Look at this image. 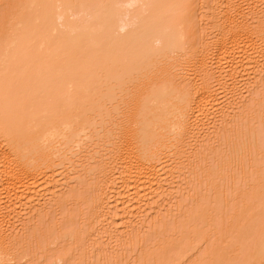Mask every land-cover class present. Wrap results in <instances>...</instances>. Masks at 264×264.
Instances as JSON below:
<instances>
[{"label": "bare ground", "instance_id": "bare-ground-1", "mask_svg": "<svg viewBox=\"0 0 264 264\" xmlns=\"http://www.w3.org/2000/svg\"><path fill=\"white\" fill-rule=\"evenodd\" d=\"M85 1H88V3L99 1L97 15L96 11L93 13L94 11L92 12V9H90L92 4L89 3L90 6ZM98 1L32 0L30 3L25 4L16 15V31L15 35L13 34L12 41L7 40L10 43L6 44L5 42V48L3 46L5 44H1L4 50L2 48L0 52V151L4 150L3 153L6 154L7 158L3 164H0V178L3 179V181L1 179L3 183L0 181L3 188L0 189V198L2 196L1 199H3L6 194L10 196V189L14 191L15 194L12 193L13 191L11 192L14 195H20L24 191H28L25 192L28 195L31 192L32 195L35 191V196L37 192L40 193V189L41 191L45 188L47 190L52 187L55 189L54 181L56 182V175L59 172L55 174L56 170L52 169L53 156L55 157V155L51 151H53L52 148L56 146L57 141L65 139L66 141L63 142H66V145L63 146L71 147L74 145H67L68 139L72 142L77 139L75 143L78 146L83 145L87 140L90 141V126H95L96 123L93 119H90V121L95 124L93 122L88 123L87 118L89 117L87 115L97 113L95 116L100 115V118H95L100 120L102 113L106 110L105 107L107 108L105 105L110 104L112 107L115 99L116 101L119 99L116 97H120L121 94H124L123 99H131L130 91L135 92L136 89L141 88H136L135 83L140 85L146 80L147 87H144L145 83L142 84V88L145 90L143 91L141 88L142 92H138V94L136 92V97L133 95L135 98L131 99L132 105L129 106L131 108L128 109V105H125L128 109L126 113L129 115H123H126V118L130 116L129 119H126L128 123L124 122L126 126H123L122 123V129L118 127L114 132L116 138L114 136L113 140L108 142L111 149L107 146L110 151V156L106 159L107 167L98 176L101 183L99 189L101 194L98 201L100 211L98 215L99 228L100 225L104 227L108 223L107 216L101 215V213L104 214V211L101 212L103 209L107 210L104 208L107 204L110 207L107 208L110 210L113 208L112 212L116 213L117 219L122 220L121 223H127L129 219H133V221L131 220L132 223L130 220L128 223L135 224L140 211L139 207L141 205L139 204L144 201L143 198L146 197L147 199L148 194H151L152 197V192H149L153 189L152 187L155 188L157 185L164 184L162 177L157 173L156 163H159L162 155L169 153L171 151L169 148L172 147L173 150H176H174L175 152L178 151V158H180L182 154H179V151H182L185 143L183 140L193 132L190 129L195 124L194 121H197L198 118L206 120L209 117L210 111L208 109L214 107H210L214 94V88L211 87L217 81L222 83L229 78L233 82V92L236 88V92H239L238 87L242 83L239 84V80H237V74L240 72L237 73V70L238 68L241 70V66L238 65L239 67H237L236 64L233 65V62L237 63V59L244 55L241 53L247 49L243 48L245 46H241L242 43L244 45H246L245 43H255V36L257 35L253 34L254 29L250 27L251 20L249 18L250 13L252 14L253 11L251 12V8H249V10L251 9L250 12L247 11L248 8L246 9L248 6L253 7L252 5H256L254 2V4H250L253 0H212L211 2H207V0ZM234 1L239 3H234ZM208 3L209 12H215L214 14H216V25L218 27V40L214 46L216 50L214 59L212 55H210L212 57L210 58L208 57L209 54L205 55L204 51L198 50L194 44H191L192 48H196L194 52H190L191 48L188 47L192 33L195 30L192 21L197 18V12ZM86 4L89 5V11L86 14L88 21L84 16L82 22H79L80 15L86 13L84 11L87 8V6L84 7ZM96 7L98 6L96 5ZM259 9L261 10V8ZM91 12L93 15L95 14L94 17L93 15L90 17ZM259 13L255 12L254 15ZM255 17L252 16L251 19ZM75 18L78 22L74 20ZM31 22L36 27H32L34 24ZM185 22L186 26H184ZM29 24L32 29H35L26 30ZM262 26L264 27V25ZM62 27L63 30H61ZM249 47L251 48V46ZM180 53L185 56L188 53H193L190 54L191 57L187 58V60L189 59L187 61L189 66L186 63L185 65L189 68L194 67L195 71H192L191 68V73L194 76L189 75L183 81L176 80L172 82L177 73L181 71V68H177L178 65L176 66L173 62L176 59L172 56ZM208 53L211 54L210 51ZM182 54H180V57L184 58L185 56ZM246 58L247 63L252 62L250 55H247L245 60ZM197 61L199 63L194 65V62ZM187 66L186 69L182 67L183 72H190ZM225 67L228 71L223 70ZM234 68H237V70H234ZM246 68L244 66L242 70ZM256 70L250 71L259 74L255 72ZM250 71L248 70V72ZM258 71L260 72L259 69ZM133 79L135 83L132 86ZM136 79L138 81L143 80V82H137ZM261 84H264V79ZM126 85L131 86L130 88L135 87V90L133 88L129 90V87H127L128 90L125 89ZM173 86H176L177 89H174ZM237 96L239 97V94ZM106 99L108 104L104 103V100L107 103ZM120 99L122 100L121 97ZM242 99L240 97L241 101ZM235 101H237L236 98ZM102 103L105 104L104 107ZM239 103L242 105L241 102ZM239 103H234L233 107L229 105V112L224 113L227 115L222 114V118L219 116L220 126L217 125L218 128H213L219 130V133L215 130L218 134L217 137H221L220 133L226 134L234 130L232 124L238 120L240 112L243 111H239L235 107L236 105L240 106ZM242 106L244 107V105ZM102 107L103 110H101ZM241 109L243 108L241 107ZM99 122V124L102 123L101 120ZM101 125L104 127L103 124ZM97 126L98 124L93 127L94 131ZM203 126L202 132L199 129H193L201 134L204 130ZM112 128L114 127H111V131ZM122 130L123 132H121ZM207 130L209 129L207 128ZM117 131L120 133L117 134ZM91 134L93 133L91 132ZM203 137L205 136L203 135ZM242 144L247 145L248 143ZM242 144L240 147H242ZM244 149L246 147L243 146L241 151H244ZM213 151L216 150L213 149ZM216 152H218V149ZM168 156L170 157V155ZM210 156L212 157V155ZM182 171L170 170L173 173L171 175L176 174V176L179 175L177 173L181 174ZM164 172H167V170ZM183 173L179 176V179L183 177ZM163 175L166 176L167 174ZM184 178L182 179L184 180ZM164 180L165 178H163ZM118 185H121L122 190L120 189V191L117 188L118 192H113L117 191L116 187ZM111 190L112 193H115V195L117 193V195L114 198L112 197L113 201L109 204L111 201L108 203L109 199L107 198H110L109 192L111 193ZM12 194L11 196H13ZM28 195L26 196L28 197ZM8 196L7 198H9ZM21 196L23 197V195ZM35 196L28 198L33 199ZM36 198V201L42 199L37 200ZM44 199L49 198L45 197ZM155 202L157 201L155 200ZM256 202L253 203L256 204ZM34 203L37 204V202ZM259 203L253 207L255 208L253 211L257 215L262 210L264 211V204ZM29 205L32 206L33 204L30 202ZM5 206L6 208L7 206H10V209L13 208L10 203ZM30 206H25L22 209ZM219 206L217 207L218 211L225 209V206H220L222 209ZM226 207L230 211L233 205L226 204ZM5 210L3 209L4 212ZM7 211H9V208ZM7 211L5 215H7ZM1 212L2 210L0 211V264H8L13 261L11 259L13 257L12 250L10 251L11 245H7L10 238L5 239L8 234L5 232L7 231L8 222L11 221L12 213L9 212L8 215L10 216H7V218ZM5 218L7 219L6 222ZM122 226L120 227L123 228L124 226ZM262 229L264 230V227ZM193 231L194 228L191 224H185L183 229L180 228L177 232L172 233V236L165 238L167 241H170L171 237L176 241H183L184 238L189 240L193 235L192 233L195 232ZM201 231L204 232V229L201 228L199 232L202 233ZM171 232L173 231L171 230ZM260 234L261 242L257 247L254 246L252 237H249L247 253L243 256H239V252L234 254L236 256L235 263L253 264L255 259L264 261V231ZM186 246L185 244L184 248ZM236 251H239L238 248ZM196 253V256L200 255H198L199 252ZM206 253L203 257L204 260H208L209 257V253ZM195 255L193 256L195 257ZM219 258L221 257L216 259L217 264ZM186 261L182 258L179 264H185ZM169 263L171 264V262ZM224 264L232 263L225 262Z\"/></svg>", "mask_w": 264, "mask_h": 264}, {"label": "rangeland", "instance_id": "rangeland-1", "mask_svg": "<svg viewBox=\"0 0 264 264\" xmlns=\"http://www.w3.org/2000/svg\"><path fill=\"white\" fill-rule=\"evenodd\" d=\"M31 1L32 0H0V52L3 48L1 44H5V42L9 44L10 42L8 43L7 40L12 41L15 35L16 15L18 11ZM208 1L211 2L212 0H207V2ZM98 2H89L92 4L90 9H92V12L94 11L93 13L96 11V15L98 14L97 10L99 8ZM235 2L236 1H234V3ZM253 2L256 4L255 6L252 5ZM85 3H88V1H85ZM250 4L253 7H246V9L248 8L247 11L250 12L252 9L251 12L260 13L254 15L252 12L253 15L250 13L249 18L251 20V25H249L254 29L253 34L257 35L255 36V43H245L246 45L242 43L241 45L245 46L243 47L244 49L247 48L243 51L244 53L242 52L241 54L245 55L247 52L246 56L250 55L252 62L247 63V58L245 60L246 56L244 55H241V58H238L239 60L237 59V63L233 62V65L236 64L237 67L241 66V70H239V68L238 70L234 68V70H237V73L240 71L239 74H237L239 84L242 83V85L238 87L239 92H236L237 88L235 92H233V82H231L229 78L222 83L217 81L215 85L211 87L212 89L214 88V94L210 107H214L208 109L210 111L209 117L206 120L198 118L197 121H194L195 124H193V127H191L192 130L190 129V131H193L195 135L193 132H189L191 133L188 136L189 138L187 137L183 140L185 143L182 151H179V154H182L180 158H178V151L175 152L176 150L174 149V151L172 147L169 148L172 153L169 151V153L166 154L167 156L162 155L161 161L159 160V163H156L157 173L162 177L160 178L165 185L161 184L159 186L157 185V187L155 186V188L152 187L153 189L151 190L153 191L150 190L149 192H152L154 196L152 195L151 197V194H148V200L146 197L145 199L143 198L144 201L139 204L142 207L138 205L140 210H137L139 211L138 215L137 212L135 213L138 221L136 219L133 225L128 223L129 220L131 222L133 219H129L127 223H121L122 220L119 218L117 219L116 213L112 212L113 208L110 210L107 204L104 207L107 210L103 209L101 212L104 211V214L101 213V215L107 216L108 223H106V226L103 227L100 225L98 228V215L100 214L98 201L101 194L99 191L101 183L98 180V176L100 172L107 167L106 159L110 156L109 149H111V145L109 146L108 142L113 140L116 135L114 132L118 127L122 129V123L123 126H126L128 123L126 119H129L130 116L126 118V115L123 114L129 115L126 111L131 108L129 107L132 105L131 99H134L138 92H142L143 83H145L144 87H147L146 80L143 82V80L138 81L136 79L137 82H143L139 85V83L136 84L133 79L132 86L135 83L136 88H142H140L141 91H139L140 89H136L137 91L135 92L130 91L131 96L134 95L135 97L130 96L131 99H123L122 96H124V94H121L120 97L122 100L117 96L116 98L119 99H117V101L115 99V103H112V107L110 104V106L105 105L108 104L107 99V103L105 100V104L102 103L103 107L104 105L107 106V108L105 107L107 111L104 109L105 112H103L105 115L101 112L102 115L100 120L104 127L99 124L100 120L96 119L100 118L99 114L98 117L95 116L97 113H91L89 114L90 116L87 115V117H89L87 118L88 123L90 122L91 124L94 121L96 123L93 122L95 126L98 124L95 131L93 129L95 126H90L92 130H90L91 142L87 140V142L85 141L84 143L85 145L78 146V144L75 143L77 139H75V141L73 140L74 142H72V140L68 141L70 140L68 139L67 145L73 144L76 146L74 148V146H63L64 144L66 145V142H63L66 140L61 139L57 141L56 146L54 145L56 148L53 147V151H51L52 154L55 155V157L53 156L54 164H52V169L56 170H54L55 174L59 172L56 175V182L54 181L55 185L53 184L55 189H53V187L48 188V190L45 188V190L42 191L40 189V193H36L37 195H41L40 197L39 195L35 196V191H33L32 195L31 192H29L30 196L26 194L28 191L21 192L22 194L20 193V195L16 194V196L12 189H10L11 191L9 190L10 192L8 191L10 196L6 194L5 197L3 196V199H1V196L0 200L2 204L0 202V208L5 210L6 206L4 207V205H7V203H10L13 207L10 209V206H7L5 212L3 209H0V211L2 210L1 213L5 215L9 208L7 215L4 217L10 216L8 215L9 212L12 213V217H10L11 221L9 219L10 222L7 221L9 224H7L8 227L5 233L8 234H5V239H7V237L10 238V242L7 241V245H11L12 247L9 249L10 251L12 250V253H10L13 257L11 259H13L14 262L12 261L8 264H170L169 262H171V264H179L182 258L187 260L185 264H217V257H221L217 261L218 264H224L225 262L237 264L234 262L236 258L234 254L239 252L240 254L238 255L243 256L247 253L249 237H252L254 246H258L259 242H261L260 232L263 233L264 231L262 229L264 227V211L262 210L257 215L253 211L255 209L253 207L259 202V204H264V84H261V81L264 79V27L262 26L264 25V0H253ZM89 5L86 4L84 6H87L86 9L88 10L84 9L86 13L80 15L78 18L79 22H82L84 16L86 21H88L86 14H88ZM96 5L98 7H96ZM208 7L209 3L197 12V18L192 21L195 25V30L192 33V38H190L188 47L191 48L190 52H194V50L198 48V50L204 51L205 55L209 54L208 57L212 58L210 56L212 55L214 59V53L216 54L214 46L218 40V27L216 25V14H214L215 12H209ZM249 8L251 9L249 10ZM259 8H261V10ZM93 13L89 14L90 17H92L91 15H93ZM252 16L256 17L251 19ZM71 20L73 21V19ZM74 20L77 21V18ZM72 21L70 22L72 23ZM186 22L188 24V19ZM186 22L184 26H186ZM32 27H36L35 24ZM27 29L31 31L35 28L32 29L29 24L26 30ZM61 30H63V27ZM6 44L3 45L4 48ZM191 44H194L196 48H192L193 46H191ZM249 46H251V48ZM4 48L2 50H4ZM209 51L211 54L208 53ZM180 54L172 56L173 58L175 57L176 61L178 60L177 62L173 61L176 66L178 65L177 68H181V71L177 73L172 82L176 80L183 81L189 75L194 76V74L191 73L195 71L194 67L189 68L187 63L189 60H187V58L191 57L193 53H190L191 55L188 53L186 57L184 52V54H182L185 56L184 58H181ZM170 62L172 63V60ZM185 63L188 66L185 65ZM198 63L199 61L194 62V65ZM243 65L245 68L247 65L248 66L246 69L242 70V68H244ZM186 66L189 68L188 70H190L188 73L182 70V67L186 69ZM159 67H161V65H159ZM255 69H257L255 72L259 74L250 71H254ZM223 70L228 71L226 67L223 68ZM248 70L250 72H248ZM196 72L194 73L197 74ZM127 85L124 87L125 89L129 87ZM135 87H132L133 90H135ZM173 87L177 89L176 86ZM132 88L129 90H132ZM144 90L145 89H143V91ZM252 90L254 91L252 92ZM235 94H239V97ZM240 97L243 98L242 101ZM235 98L237 101H235ZM236 102H241L244 107L240 103L238 104L240 106H235L239 111H243L240 112L238 120L232 124L234 130L226 134L220 133L221 137L218 136V138L216 135H218L217 133H219V130L213 128H218V126H220L219 116L222 118L223 115H227L224 113H226V111L229 112V105L233 107ZM109 103H111V101H109ZM125 105H128V109ZM103 107L100 109L103 110ZM241 107L243 109H241ZM85 118L84 116V119ZM90 119H93V121H90ZM124 122H126V124ZM202 126L204 134L197 133L195 129L201 130ZM111 127L115 129L112 128L111 131ZM206 127L209 130H207ZM91 132L93 134H91ZM121 132H123V130ZM116 133L119 134L120 132L118 133L117 131ZM202 134L205 137H203ZM194 140L198 143L195 144L196 142ZM244 140L246 144L248 143L249 145L242 144L245 143ZM241 144L242 147H240ZM243 146L246 147V149H244L245 152L241 151ZM212 148L216 151L218 149V152L213 151ZM55 149L57 150L55 151ZM3 151L4 150L0 151V164H3L7 158ZM209 154L212 155V157ZM168 155H170V157ZM169 169L171 171L183 170L184 173L183 171L182 173L184 175L182 178L185 177L184 180L182 178H180L181 180L179 179L182 173H177L179 175L176 176L175 172V175H171L173 173H171ZM165 170H167V172H164ZM162 173L167 175L165 176ZM173 176L174 178L176 177L177 180L174 179ZM163 178L167 181H163ZM1 179L2 177L0 181ZM1 185L0 183V189L2 190L3 188ZM118 186L116 189L118 188L120 190L121 185ZM116 189L114 188V190ZM118 189L113 192H118ZM229 191L232 192L233 195L230 194ZM228 193L230 196H228ZM11 194L14 197L11 196ZM109 194L111 196L109 195L110 198L107 199H109L108 203L111 201L109 203L111 204L113 201L112 199L117 193L115 195L111 190ZM21 195H23V197ZM26 195L30 198L34 195L37 197V200L40 198L42 199L38 200V204L35 197L30 199ZM7 196L9 198H7ZM227 196L230 197V199H228ZM15 197L17 199L18 197L19 199L22 198L21 200H15ZM45 197L49 199L46 200L44 199ZM29 200L31 204H33L32 206L29 205ZM155 200L157 202H155ZM34 202H37L38 205ZM48 202L52 204L50 207ZM253 202H256V204ZM224 203L233 205L232 209L228 211ZM221 204L225 206L226 211L225 209L223 211L217 210L219 205L222 206ZM25 206L30 207L22 209ZM220 209L222 208L220 207ZM6 220L5 218V222ZM185 224H191L194 228L195 232L193 231L194 233H192L191 239L187 240L184 238L183 241H176L171 237L170 241L166 240V238L172 236V233L175 231L177 232L180 228L183 229ZM9 225L10 231L8 232ZM200 227L202 230L204 229V232H199L201 230ZM171 230L173 232H171ZM200 236L204 238L201 239ZM185 244L187 246L184 248ZM237 248L239 251H236ZM196 252H199L198 255H200L196 256ZM206 252L209 253L208 260L203 259ZM190 254L195 255L197 258L193 255L190 258ZM253 264H264V261L255 259Z\"/></svg>", "mask_w": 264, "mask_h": 264}]
</instances>
